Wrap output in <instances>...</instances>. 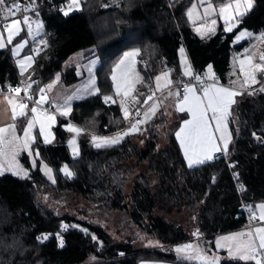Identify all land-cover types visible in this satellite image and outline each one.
<instances>
[{
	"label": "trees",
	"instance_id": "trees-1",
	"mask_svg": "<svg viewBox=\"0 0 264 264\" xmlns=\"http://www.w3.org/2000/svg\"><path fill=\"white\" fill-rule=\"evenodd\" d=\"M193 2L85 0L79 11L65 16L53 10L58 0H37L36 11L28 15L43 25L45 51L35 56L32 69L22 77L10 47L22 40L23 33L0 49V88L7 90L9 85L15 87L31 77L37 81L31 92L39 99L40 89L54 82L57 74L64 86H73L81 79L74 68L64 71L63 66L71 56L83 52L85 58L94 56L100 61L95 71L98 94L74 103L69 122L97 135L124 131L128 123L123 121L120 108L116 103H105L104 97L113 98L112 69L132 48L139 49L136 67L141 75L134 112L154 90L157 75L169 72L174 85L184 80L178 56L181 48L193 79L197 75L203 79L211 65L218 82L226 84L231 53L243 51L246 43L234 46L236 33L227 35L221 28L208 40L197 38L186 15ZM211 2L215 6L227 3ZM239 23V31L264 33V0H254L253 8ZM185 119L181 114L170 121L161 111L143 130L125 136L115 146L97 148L89 139H79L76 158L69 156L67 148L68 121L58 120L53 128L55 145H43L36 133L31 146L34 161L24 153L18 157L28 171L27 178L0 174V264H187L173 249L192 240L197 229L200 237L210 242L217 235L246 227L241 206L254 208L264 203V94L245 91L231 108L227 160L188 168L174 137ZM37 151L39 157L34 155ZM42 164L53 169L55 183L44 177ZM65 165L73 173L71 177L60 171ZM152 176L157 178L154 190ZM46 195L55 198L57 206L63 204L62 208H49L42 201ZM71 201L76 212L69 211ZM161 210L176 211L188 224L165 222L155 216ZM123 215V227L134 226L153 237L159 247L136 249L128 242H115L105 220ZM44 234H49L47 240Z\"/></svg>",
	"mask_w": 264,
	"mask_h": 264
},
{
	"label": "snow or ice",
	"instance_id": "snow-or-ice-1",
	"mask_svg": "<svg viewBox=\"0 0 264 264\" xmlns=\"http://www.w3.org/2000/svg\"><path fill=\"white\" fill-rule=\"evenodd\" d=\"M203 3V0H201ZM119 7V3L116 4ZM253 7V0H229L228 3L222 4L219 8V16L224 20L225 32H232L233 28L239 23V18H242ZM196 5L193 6V9ZM37 0H27V3H21L20 0H12L9 4L8 0H0V18L3 19V27L0 30V49L6 47L7 44H12L15 37L19 36L23 27H27V33L29 37H33L40 33L42 24L35 22V29L33 28V21L30 19L28 13L36 11ZM65 7L61 8V11L65 16L69 14L73 9L79 10V0H67ZM216 9L213 5L208 4L204 8V16L215 13ZM23 13V20L18 17V13ZM37 15L39 13L37 12ZM189 19L193 17V10L188 12ZM11 18V19H10ZM211 24L214 26L216 20L212 19ZM207 27V26H205ZM209 31H215V28H207ZM199 31V29H198ZM7 33V39L4 38V33ZM245 36H253L252 33L247 31H241L237 35L236 40L239 41ZM259 41H264V33H261L256 37ZM25 41L24 43H26ZM24 43L17 44L12 49L13 56L18 55L21 48L24 47ZM41 44H46L44 40L40 41ZM183 54L184 49H180ZM139 55V49L133 48L131 51H126L119 63L112 69V81L115 87L116 95L123 96L124 99L120 101L121 111L124 119L129 120L131 109L126 106L125 100L131 97V93L134 90L135 83L141 78L135 73L133 65L135 63L136 56ZM240 73L244 79L242 81H232V84L239 83V89L249 90L248 94L251 95L250 90L253 85L261 83L258 80V74L264 75V52L260 54V62H254L251 56H245L243 59H239ZM33 63L32 56H26L23 60L17 61L20 68L21 75L24 74L26 68L31 67ZM182 69L185 76H193V73L189 67H183L184 59L182 56ZM89 72L91 69L89 68ZM119 73V75H118ZM169 72H162L155 77L156 90L160 91L163 88L169 87L172 81L169 79ZM198 84L199 89L191 83L186 84L184 87L183 99L180 100V93H175L177 97L176 109L180 112H187L190 119L183 121L179 131L175 133L176 139L179 141L180 149L183 153L184 160L187 162V166L191 169L195 166L204 165L207 162L212 161L215 157L214 154L222 152L225 156L229 152V143L231 142L232 135L228 128L229 117L231 115L230 109L233 104L236 103L234 97L241 95L242 92L236 88L224 87L217 85L215 77L211 73V65H209L208 78L213 80L212 84L201 83V77L198 75L194 77ZM31 79V77H29ZM164 81L162 84L161 81ZM56 81H59V76L56 77ZM54 81L53 84L56 82ZM53 84L47 86V91H50ZM95 78L92 77L89 80V85H86L83 90H78L72 95L64 98V103L59 104L53 102L52 106L56 108L60 114L67 116L71 111L70 101L75 98H79L83 92L89 93L98 91L94 88ZM32 83L26 85L21 89L19 86H8V93H15L17 96L21 91H24L27 99L33 101L34 106H29L24 100L17 101L11 98L9 95L5 96L8 105L12 110V120L16 121L18 118L26 117L27 111L30 109L31 118L27 120V125L24 127L23 138L16 134V124H10L7 127H0V172L4 170L3 165L7 163L8 169L12 171L13 175L20 176L21 178L27 177L28 172L19 164L17 157L21 151H29L32 154L31 145L36 142V138L33 135V128L39 124L40 135L43 136L44 142L50 143L52 134L49 131L51 126L55 123L56 118L54 115L49 114L42 105L48 102L46 95V89H40V98L35 100L31 95ZM264 91V84L259 89ZM198 92H202L199 95ZM154 95V94H153ZM153 95H149L147 99L143 101V104L147 105L150 100L153 99ZM171 96L172 93L169 92ZM115 103V100L111 96H105L104 101ZM133 103H139L134 97H132ZM158 110L157 105H152L147 111L144 112L142 119H136L135 121H129L130 127L124 131H117L113 136H96L92 135V141L95 147L102 148L119 144L125 136L130 133L138 131L140 124H143L150 118V114L154 116ZM211 114V115H209ZM141 115L139 109L136 111V116ZM213 124L215 125L213 127ZM66 131L76 134L77 136L83 131L82 129L73 126L71 123L66 125ZM253 136L260 140L261 137L255 132ZM69 146L72 148L73 154L78 155V150L75 147L76 141L69 140ZM35 156L39 157L40 153L37 151ZM233 165L230 164V167ZM41 170L45 172L49 180L55 183V179L52 175L53 169L46 164L41 165ZM65 176L71 177L73 173L68 169L67 165L60 169ZM247 207V206H246ZM249 221L250 223L256 219L264 224V203L255 205L254 208H249ZM258 213V216H257ZM66 228L67 225H62ZM73 228L77 225H72ZM82 231L87 232L86 229ZM49 234H44L43 239L47 240ZM196 238V243L187 242L177 245L174 251L177 253L178 258L187 264H221V256L217 252H211L210 249H206L199 243L200 232L197 229L192 233ZM59 239V235L57 236ZM38 240L41 237H37ZM92 239L95 241L96 237ZM149 243H154L149 241ZM158 243V242H155ZM61 246L63 241L60 240ZM216 249H225L227 251V259L230 261H242L244 264H264V227L257 226L246 232L241 231L233 233L228 236H220L216 240ZM211 252V254H209Z\"/></svg>",
	"mask_w": 264,
	"mask_h": 264
},
{
	"label": "rangeland",
	"instance_id": "rangeland-1",
	"mask_svg": "<svg viewBox=\"0 0 264 264\" xmlns=\"http://www.w3.org/2000/svg\"><path fill=\"white\" fill-rule=\"evenodd\" d=\"M77 11H79V10L73 9L72 11L69 12V14H72V13L77 12ZM39 23L41 24L40 21H39ZM242 31H247V30H242ZM247 32H249V31H247ZM249 33H252V32H249ZM252 34H253V36H245L243 39H241L239 41H237L235 39L234 42H233L234 46L241 45L242 42L243 43L247 42V45L243 49V51L231 53L232 54L231 62H232V71H233V73H237V70H240V65H239L238 61H239V59H243L245 56H251L253 58L254 62H256V63L260 62V54H261V52H264V51H259V48L257 47V44L260 41L257 40L256 37H258L261 33H259V34L252 33ZM261 42H263V44H264V41H261ZM132 49H130L128 51H131ZM178 56H179V60H180V67H181L182 76H185L184 72H183V69H182V63H181L182 56H183V59H184V62H185L183 67L191 68L190 64H189L188 59L186 57L185 51L183 52V54H181V52L179 50V55ZM122 57H120V58H122ZM98 62H99V60L97 58L96 59H94V58L90 59V57L89 58H85L83 52H79V53L71 56L69 59H67L66 63H64V66H63L64 71H65V69L74 68L76 73H77V75H78V77L81 80L77 84H75L73 86L66 87L60 82V75L57 74L55 76L54 81H56V77L57 76H59V81H56L54 84L52 82L51 84H53V86H54V85H56L57 82H59L61 87L58 90H56V92L53 93V95H52L53 99H54V102L55 103H59V104H63L65 97L72 95L74 92H77L78 90H83L86 85H89V80L92 77L95 78L94 88L97 89L96 77H95V69H96V66L98 65ZM136 64H137V56L135 58V63L133 65V68H134L135 73H137L139 75V77L141 78L140 73L137 71V67H136L137 65ZM89 68L91 69V72H89ZM118 75H119V73H118ZM169 79L171 80L170 77H169ZM111 81H112V76H111ZM140 83H141V79L138 82L135 83L134 90L131 93V97L125 100L126 106L128 108L130 107V109H131V111H130V113H131L130 117L131 118L133 116L132 112H134V110L136 109L135 106H134L135 103H133L132 97H134L135 100L137 101V98L139 96L138 87H139ZM161 83H164V81L162 80ZM112 86H113V100H115V103L118 105V107L120 108V111H121L120 101H121V99H124V97L122 95L121 96H117L116 95V91H115V87H114L113 81H112ZM89 87L91 88L92 86L89 85ZM153 89L154 90L152 91L153 92L152 94H154V96L156 97L157 100H154L152 103H150L149 108L152 105H154V104L157 105L158 110H157L156 114L154 116H152L150 114V118L147 119V121L145 123L139 125L138 131L130 133L129 135L137 134L139 131L143 130L146 126H148V124L151 122V120L157 114H159V112H161V111H163L165 113L166 117L170 121H173L175 119L176 113L171 114V109L173 111L175 110L174 109V107H175L174 104L177 103V97L175 99V103L174 104H172V103L169 104L168 101L166 100V98L160 96L159 91L156 90V81H154V88ZM96 93H97V91H93L91 93L85 91V92H83V94L79 98L72 99L70 101V106H71L72 103L73 104H74V102L75 103H79L82 100H85L87 98H90V97L94 96ZM147 97H146V99H147ZM108 103H113V102L110 100V101H108ZM149 108H147L145 111H147ZM49 110H51V112H52V109L50 107H49ZM177 112L182 113L180 111H177ZM121 113H122V111H121ZM171 115H172V118H171ZM131 118L127 121L128 124H129V121L131 120ZM122 119H123V121H126L124 119L123 113H122ZM68 123H71V122H69V120H68ZM71 124L73 126H75V127H78V126H76L73 123H71ZM78 128H80V127H78ZM80 129H82V128H80ZM92 135L93 134H91L89 132H85V130H83L78 136L76 134H74V133L69 132L68 141L69 140H75L76 141L75 147L77 148L78 155H79V139H89L90 144L92 146H94L93 141H92ZM94 135H96V136H105V135H97V134H94ZM111 135H114V134H111ZM111 135H106V136H110L111 137ZM136 139L137 138L135 136H132V140L135 143H136ZM160 143H161V146H163L165 144V141L163 140ZM115 145H117V144H115ZM115 145H112V146H115ZM67 148H68L69 153H70L69 156H71L72 158H76L78 156V155L74 156L72 148L69 146L68 142H67ZM23 153L26 154V156L31 157L32 162L34 161L33 156H32V154L29 153V151H27V150L22 151V153H20V155L23 154ZM18 157H17V160L19 159ZM18 162H19V160H18ZM129 165L133 166L134 162H131ZM138 170L141 171L142 169L140 168ZM7 172L13 175L11 170H8ZM41 172L44 175V177L49 179L44 171L41 170ZM14 176H16V175H14ZM16 177L21 178L20 176H16ZM24 178H27V177H24ZM132 178L129 180L128 185L126 187V191L127 192H129V190H127V189L131 187L130 182L133 180ZM156 183H157V178L155 176H152L150 184H151V186H153V190L156 189V186H155ZM42 201L44 203H46V205L49 208H51V209H54V208L61 209L62 206H63L62 203H61L62 206H57L55 204V202H54V201H56V199L52 198L51 196L48 197L47 195L42 197ZM71 203H72V205L69 207V211L72 210V212H76V211H74V210H76V208H75L76 205H74V202H72V201H71ZM78 210H80V209H78ZM155 216L159 217V218H162L167 223H174L176 225H186V224H188L187 223L188 219H185L183 215L178 214L176 211H170V212H165V211H162V210L161 211H156L155 212ZM124 217H125L124 215L123 216H119L118 219H116V218L114 219V218L110 217L109 219L105 220V227H106L108 233L110 234L111 238H113V240L115 242H120V241L128 242L136 249H151V248L154 249V248H158L159 247V243H155L157 241L153 237L146 236L141 231L139 232V230H137L134 226H130L129 228L128 227L127 228L123 227L122 223H123ZM149 241H152L154 243L150 244ZM192 243H194V242H192ZM200 244H201L202 247H204L206 249H211V247H209L208 244H204V243H200ZM173 252L177 256V253L174 251V249H173ZM209 254H211V253L209 252ZM148 263H155V262H148Z\"/></svg>",
	"mask_w": 264,
	"mask_h": 264
},
{
	"label": "crops",
	"instance_id": "crops-1",
	"mask_svg": "<svg viewBox=\"0 0 264 264\" xmlns=\"http://www.w3.org/2000/svg\"><path fill=\"white\" fill-rule=\"evenodd\" d=\"M226 2L228 3L229 0H226ZM208 4L213 5V7L216 9V11H215V13L209 15L208 17H205V16H204V8H205ZM194 5H196V8H195V9H193V6H194ZM221 6H222V5H220V6H215L214 4H212L211 0H203V3L201 2V0H194V2H193V3L191 4V6L188 8V10H187V12H186V15H187V19H188V21H189V23H190V25H191L190 28H192V31H193L194 35H195L197 38H199L200 40H208L209 38H211V37H213L214 35H216V33H217V32L220 30V28H221L222 31H223L225 34H227V35L232 34V33H236L234 39H232L233 42H234V40L236 39L237 35H239V33L242 31V30H240V31L238 30L240 23H238L237 26L233 28L232 32H225V31H224V28H225L224 20H223L222 18H220V16H219V8H220ZM253 6H254V0H253ZM252 8H253V7H252ZM189 10H193V17H192L191 20L189 19V16H188V12H189ZM249 11H250V10H249ZM249 11H248V12H249ZM248 12H247V13H248ZM247 13H246V14H247ZM212 19H215V20H216V24H215L214 26L211 24V20H212ZM239 19H240V18H239ZM20 20H21V19H20ZM22 20H23V18H22ZM22 20H21V21H22ZM0 21H3V19L0 18ZM33 22H34V23H33V28L35 29V22H39V21H36V20H35V21H33ZM205 26H207V27H205ZM212 27L215 28V31H209V30H207V28H212ZM198 29H199V31H198ZM0 30H2V27H0ZM22 33H23L22 40H21L20 42H18L17 44L24 43L25 41H27V42L24 43V47L20 49L18 55L13 56V54H12V57H13L14 60H15L14 62H15V64H16V66H17V69H18V72H19L20 75H21V73H20V68H19V66H18V64H17V61L23 60L26 56H32V57H33V63H32V66L26 68L24 74L21 75L22 77H25L26 74H28V72L32 69V67H33V65H34V58H35V55H32V54H31V48H32L33 46L37 47V46L43 45V44L40 43V41H41V35L43 34V25H42V28H41V30H40V33H39L38 35H35L34 38L28 36V33H27V27H26V26L23 27V30L21 31V33H20L19 36H21ZM19 36H17V37H19ZM17 37H15L14 39H16ZM4 38H5V40L7 39V33H6V32L4 33ZM245 43H246V45H247V42H245ZM17 44H16V45H17ZM16 45H13L12 47H10V48H11V52H12V49H13ZM7 46H9V44H7L6 47H7ZM6 47L2 48L1 50L5 49ZM245 47H246V46H245ZM245 47H244V48H245ZM257 47L259 48V51H264V44H263V42L260 41V42L257 44ZM240 52H241V51H240ZM178 54H179V53H178ZM93 58L96 59V57H94V56H92V58L90 57V59H93ZM98 60H99V59H98ZM231 60H232V55H231ZM231 60H230V69H229V72H228V74H227V76H226V78H227V79H226V80H227L226 84H222V83L218 82V79H216V78H215V82L217 83V85H222V86H224V87L236 88V89L240 90V91L243 93V92H245L246 90H244V89H239V83H236V84H232V83H231L232 81H242V80L244 79L243 75H241V73H240V70H237V73H233V71H232V62H231ZM179 61H180V60H179ZM99 64H100V61L98 62V65L96 66V69L98 68ZM136 65H137V64H136ZM96 69H95V71H96ZM191 71H192V69H191ZM192 73H193V72H192ZM211 73L214 75V73L212 72V70H211ZM208 74H209V69L207 70V73H206V75L203 77V79H205V80H207L208 82H210L209 84H212V83H213V80H211V79L208 78ZM262 76H263V75L258 74V80H259V81L262 79ZM83 77H84V76H83ZM169 77H170V76H169ZM214 77H215V76H214ZM183 79H184L183 81H187V82H189V81L193 80V76H183ZM183 81H181V82H183ZM181 82H179L178 84H175V85H174L173 83H171V85H169V87H167V88H163L162 90L159 91L160 96L165 97L169 104H170V103L174 104V103H175V99H176V95H175V93L178 91L177 86H178ZM162 84H163V83H162ZM255 85H256V84H255ZM96 86H97V82H96ZM253 86H254V85H253ZM253 86H252V87H253ZM60 87H61V86H60L59 82H57L56 85H54L50 91H47V88H45V89H46V95H47V97H48V102L45 103V105H47V107H50V108L52 109V112H53V113H51V115H54L55 118H56L55 123H54V124L51 126V128L49 129V131H50L51 134H52L51 142H50V143H47V144L44 142L43 136L40 135L39 124L35 125V127H34L33 130H32L34 136H35L36 133H38V135H39V137H40V140H41V142H42L43 145H55V144H56V143H55L56 140H55V136H54L53 128H55V126L57 125L58 120H65V121H68V119H69V114H71V111H70V112L68 113L67 116L62 115V114H60V113L56 110V108H54V107L52 106V104H53V102H54V99H53V96H52V95H53V93H55L56 90H58ZM97 89H98V88H97ZM169 92L172 93L171 96L169 95ZM178 92H179V91H178ZM152 93H153V92H151L150 95H151ZM97 94H98V91H97V93H96L95 95H97ZM198 94L201 95L199 92H198ZM95 95H94V96H95ZM5 96H6V95H0V127H7L8 125L15 123V124H16V134H17L18 136H20L21 138H23V135H24V127L27 125V120L31 118V112H30V109L27 111V116H26V117H21V118H18L16 121H13V120H12V110H11V107L8 105L7 100L5 99ZM238 96H239V95H237V96L234 97V100H235V101L237 100ZM10 97L16 99L15 97H12V96H10ZM179 99H180V100L183 99V94L180 93ZM16 100L19 101L18 99H16ZM155 100H157V99H155ZM152 102H153V101H152ZM152 102H151V101L148 102V107H147V108H149L150 103H152ZM74 103H75V102H74ZM72 106H73V103L71 104V110H72ZM174 106H175V107H174L175 110L173 111V110L171 109V114L176 113V116H177V115H181V114H183V115L186 116V119H190V116L188 115L187 112H182V113L177 112V109H176V103L174 104ZM233 106H234V104L231 106V108H232ZM129 108H130V107H129ZM147 108H146V109H147ZM144 112H145V111H144ZM162 112H163V111H162ZM230 112H231V109H230ZM159 113H160V112H159ZM164 114H165V113H164ZM209 115H211V114H209ZM130 116H131V113H130ZM130 116H129V119L131 118ZM176 116H175V119H176ZM171 118H172V115H171ZM186 119H185V120H186ZM127 121H128V120H126V122H127ZM183 121H184V120H183ZM183 121H181V122L179 123V126H178L177 129L174 131V137H175V140H176V143H177L179 149H180V145H179V141L176 139V135H175V133H176L177 131H179L180 126L183 124ZM68 124H69V123H68ZM68 124H67V125H68ZM214 126H215V125L213 124V127H214ZM228 128H229V127H228ZM229 131H230V130H229ZM105 136H106V135H105ZM111 136H113V135H111ZM230 143H231V142H230ZM230 143H229V146H230ZM31 146H32V145H31ZM229 146H228V147H229ZM179 152L181 153L182 158H183V160H184L183 153H182L181 149H180ZM20 153H22V151H21ZM20 153H19V155H20ZM19 155H18V156H19ZM210 162H211V161H210ZM184 163H185V165L187 166V162H186L185 160H184ZM207 163H208V162H207ZM205 164H206V163H205ZM187 167H188V166H187ZM195 167H196V166H195ZM3 168H4V170H3L2 172H0V174H2V173H8L7 171H8L9 169H8L7 163H4ZM188 168H189V167H188ZM257 216H258V213H257ZM257 226H262V227H264V224H262V223L259 221V219H256L254 225H253L251 228H249V227H244V228H242V229H240V230H237L236 232L233 231V232H229V233H225V234L222 233L221 235H217V236H215V237L213 238V240L210 241L211 244H212V246H210V247H211V249H210L211 252H217V251H218V254L221 256V263H222L223 261H230V260L227 259V255H228V254H227V251H226L225 249H219V250L216 249V240H217V238L220 237V236H228V235H231V234H233V233H237V232H241V231L246 232V231H248V230H250V229H252V228H254V227H257ZM189 242H194V243H195V242H197V241H196V238L193 237V239L190 240ZM199 242H200V243H204V244H208V246H209V244H210L209 241L205 240V239L202 238V237H200ZM186 243H187V242H186ZM211 252H210V253H211ZM236 262H242V261H236ZM141 264H170V263H169V262H168V263H148V262L146 263V262H142Z\"/></svg>",
	"mask_w": 264,
	"mask_h": 264
},
{
	"label": "built area",
	"instance_id": "built-area-1",
	"mask_svg": "<svg viewBox=\"0 0 264 264\" xmlns=\"http://www.w3.org/2000/svg\"><path fill=\"white\" fill-rule=\"evenodd\" d=\"M83 1H85V0H79V3L81 4ZM66 4H67V0H58V3L55 4V5H53V10H54L55 12H59V13L64 14V13L61 11V8H62V7H65V10H67V9H66ZM17 17H18L19 19L22 20V18H23V13H22V12H21V13H18V14H17ZM10 19H11V18H10ZM3 22H4V21H0V27H3ZM44 51H45V46H44V45H40V46H37V47L33 46V47L31 48V54H32V55H35V56L38 55V54H40V53H42V52H44ZM260 82H261V83H258V84H256V85H254V86L250 89V90L252 91V93H262V94H264V91H260V90H259L260 87L262 86V84H264V75L262 76V79L260 80ZM29 83H32V88H34V87L37 85V81H36V80H32V79H23L22 81H20V83H19L17 86H19L21 89H23V88H25L26 85L29 84ZM189 83H191L192 85H195L198 89H199V87H200V84H198L197 81H196L195 79H193V80H191V81H189V82H187V81H183V82H181V83L177 86L179 93L184 94V87H185L186 84H189ZM201 83L209 84L210 82H208L207 80L201 78ZM17 86H15V87H17ZM31 90H32V89H31ZM31 90H30V91H31ZM246 91L248 92L249 90H246ZM199 93H200L201 95L203 94L202 92H199ZM40 94H41V93H40ZM0 95H9V96L15 97V98L18 99L19 101H20V100H24L26 103L29 104L30 107H31V106H34V105H33V101L27 99V96H26V94H25L24 91H21L20 94L17 96L15 93L9 94V93H8V89H7V90H1V88H0ZM31 95H32V97H33L35 100H38L37 98H35V96H34V94H33L32 92H31ZM151 95H153V94H151ZM155 99H156V97L153 95V99L151 100V102L154 101ZM42 107H43V108H44L49 114L52 113L51 110H49V107H47L45 104H43ZM147 107H148V104H147V105L142 104V105L140 106V108H139V111H140L141 115H140L139 117H137V116H136V111H137V110H136V111L134 112V115L132 116V118H131L130 121H135L136 119H142V118H143V113H144V111L146 110ZM128 127H130V124H128ZM214 157H215V158H214L213 160H220V159L227 160V156H225L222 152L215 153V154H214ZM236 189H237L236 191H238V193L240 194V190H241L240 187L237 186ZM249 208H250V207H246V206L242 205V206H241V212H242V216L244 217V219H245V221H246V227L251 228V227L254 225L255 220L252 221V222L250 223V221H249V215H250V213H249V210H248Z\"/></svg>",
	"mask_w": 264,
	"mask_h": 264
}]
</instances>
